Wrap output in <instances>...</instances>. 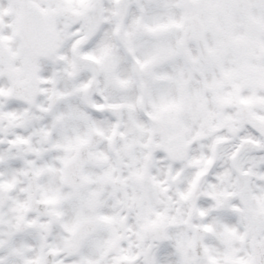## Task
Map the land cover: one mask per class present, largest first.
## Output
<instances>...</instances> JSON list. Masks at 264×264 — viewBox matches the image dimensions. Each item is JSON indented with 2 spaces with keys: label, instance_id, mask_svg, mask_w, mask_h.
<instances>
[{
  "label": "snow or ice",
  "instance_id": "obj_1",
  "mask_svg": "<svg viewBox=\"0 0 264 264\" xmlns=\"http://www.w3.org/2000/svg\"><path fill=\"white\" fill-rule=\"evenodd\" d=\"M0 264H264V0H0Z\"/></svg>",
  "mask_w": 264,
  "mask_h": 264
}]
</instances>
